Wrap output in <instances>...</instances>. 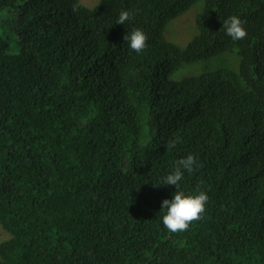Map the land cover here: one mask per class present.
Here are the masks:
<instances>
[{
  "label": "trees",
  "instance_id": "16d2710c",
  "mask_svg": "<svg viewBox=\"0 0 264 264\" xmlns=\"http://www.w3.org/2000/svg\"><path fill=\"white\" fill-rule=\"evenodd\" d=\"M81 1L0 0L19 12L18 53L0 37V264H264V0ZM201 1L197 36L168 42ZM231 16L244 39L221 30ZM233 51L237 71L169 80ZM197 189L201 219L167 230L162 201Z\"/></svg>",
  "mask_w": 264,
  "mask_h": 264
},
{
  "label": "clouds",
  "instance_id": "9594fccd",
  "mask_svg": "<svg viewBox=\"0 0 264 264\" xmlns=\"http://www.w3.org/2000/svg\"><path fill=\"white\" fill-rule=\"evenodd\" d=\"M77 6H73V11H77ZM132 13L122 11L119 14L117 24L124 25L131 18ZM226 35L234 41L244 39L247 32L243 27V22L237 16L229 17L224 23L223 28ZM147 35L139 29L133 30L124 36L129 48L136 54H140L147 47ZM169 149L175 147V142L168 144ZM196 166V158L189 154L186 158L180 159L176 163L173 172L162 178V183L167 186L179 188V182L183 179L184 172L191 173ZM198 195H185L183 191H175L171 200L162 201L161 208L166 210L163 216L164 227L172 233L182 232L189 228L193 221L201 219L205 211V204L208 201L206 193L197 189Z\"/></svg>",
  "mask_w": 264,
  "mask_h": 264
},
{
  "label": "rangeland",
  "instance_id": "374dc122",
  "mask_svg": "<svg viewBox=\"0 0 264 264\" xmlns=\"http://www.w3.org/2000/svg\"><path fill=\"white\" fill-rule=\"evenodd\" d=\"M99 0H82L81 3L87 8H93ZM203 1L195 4L189 11L172 20L166 27L165 39L179 47H186L198 31L196 27V18L202 12ZM19 12L3 10L0 12V37L8 41V52L10 54L18 53V41L13 35L12 30L17 22ZM239 58L236 51L228 52L215 57L207 62H197L185 64L181 69L169 76L170 81H180L185 77L199 76L207 72H215L220 69H230L237 71ZM10 235L0 226V244L9 240Z\"/></svg>",
  "mask_w": 264,
  "mask_h": 264
}]
</instances>
